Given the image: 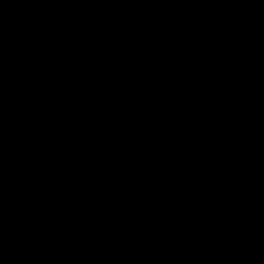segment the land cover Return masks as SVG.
<instances>
[{"label": "water", "instance_id": "water-1", "mask_svg": "<svg viewBox=\"0 0 264 264\" xmlns=\"http://www.w3.org/2000/svg\"><path fill=\"white\" fill-rule=\"evenodd\" d=\"M0 264H264V0H0Z\"/></svg>", "mask_w": 264, "mask_h": 264}]
</instances>
